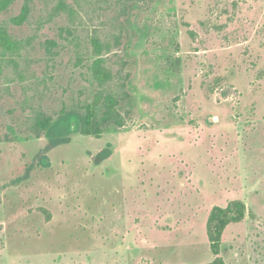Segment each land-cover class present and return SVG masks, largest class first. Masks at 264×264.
<instances>
[{
    "label": "rangeland",
    "instance_id": "1",
    "mask_svg": "<svg viewBox=\"0 0 264 264\" xmlns=\"http://www.w3.org/2000/svg\"><path fill=\"white\" fill-rule=\"evenodd\" d=\"M0 27V264H206L234 199L220 256L264 264V0H13ZM108 93L124 126L102 100L83 134Z\"/></svg>",
    "mask_w": 264,
    "mask_h": 264
},
{
    "label": "trees",
    "instance_id": "2",
    "mask_svg": "<svg viewBox=\"0 0 264 264\" xmlns=\"http://www.w3.org/2000/svg\"><path fill=\"white\" fill-rule=\"evenodd\" d=\"M13 0H2L0 10L6 8ZM28 14V7L24 8L22 14L13 17L16 24H23ZM19 42L12 38L6 28L0 27V46L7 52H13L19 48ZM97 58L94 60L91 69L94 78L100 83H107L113 79V72L105 66L106 58L102 56L103 45L96 39L94 40ZM103 98V99H102ZM121 99L113 93L96 95L95 103L87 105L86 112L81 119L82 133L85 135L95 134L102 135L101 123L95 121L96 111L95 106L103 100L105 105V116L107 123H115L117 126H124V119L121 115ZM53 119L51 116L40 113L36 116V128L45 131L52 125ZM95 124V126H94ZM72 123L69 125L71 130ZM111 154L109 148L103 149L97 156L98 161L108 158ZM247 215V205L241 199H234L228 202L226 206L215 205L209 215L207 222V232L211 243L213 253L216 255L215 260L206 264H226L223 257L220 256L222 249L223 234L227 226L232 223L242 222Z\"/></svg>",
    "mask_w": 264,
    "mask_h": 264
}]
</instances>
